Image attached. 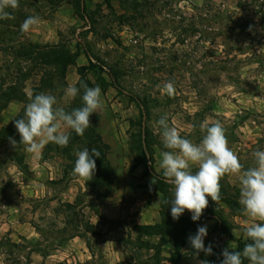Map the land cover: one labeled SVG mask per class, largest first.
Returning a JSON list of instances; mask_svg holds the SVG:
<instances>
[{
  "label": "rangeland",
  "instance_id": "374dc122",
  "mask_svg": "<svg viewBox=\"0 0 264 264\" xmlns=\"http://www.w3.org/2000/svg\"><path fill=\"white\" fill-rule=\"evenodd\" d=\"M19 3L9 10L14 19L0 20V264H214L231 242L239 250L219 225L225 220L235 239L246 241L250 221L239 211L240 184L231 174L220 181L221 199L208 197L196 221L207 225L213 255L195 257L186 240L139 234L138 227L161 223L162 184L172 198L159 168L167 151L156 123L163 114L194 143L204 135L202 122L220 121L245 168L264 150V0ZM28 16L41 22L22 34ZM65 54L73 65L56 64ZM81 81L99 86L104 104L83 136L72 131L67 147L48 143L39 159L22 145L12 148L8 138L20 140L12 119L23 116L30 94L51 93L71 111L82 106L83 90L66 99L64 89ZM167 81L175 84L173 97L163 91ZM96 135L114 171L98 188L71 175L75 152H91Z\"/></svg>",
  "mask_w": 264,
  "mask_h": 264
},
{
  "label": "clouds",
  "instance_id": "9594fccd",
  "mask_svg": "<svg viewBox=\"0 0 264 264\" xmlns=\"http://www.w3.org/2000/svg\"><path fill=\"white\" fill-rule=\"evenodd\" d=\"M19 6V0H0V20L14 19L9 10H16ZM40 22L39 16H28L20 25L21 33H29ZM248 30L252 31V26ZM261 51H264V47L260 48L259 52ZM81 90L82 106L71 111L57 106V98L51 93L30 94L23 116L12 119L20 136L19 143L13 137L8 138L12 148L22 145L27 154L39 159L48 143L67 147L72 131L83 136L92 126L90 116L93 113L100 114L104 104L101 88L89 87L82 81L79 87L69 85L64 89V96L66 99H75ZM163 91L173 97L176 92L174 82L164 83ZM156 123L163 147L167 149L160 153L159 168L163 182L171 186L172 193L171 199H161L159 196L156 203L170 206L173 220H179L187 210L191 213V219L198 221L209 205L208 197L216 203L221 199V179L226 174L237 176L240 184L239 211L250 221L243 229L247 242L242 250H235L231 242L229 248L233 251L224 248L220 264H244L245 260L248 264H264V150L256 149L252 154L254 166L245 168L236 152L229 147L226 129L220 121H205L199 125L204 133L199 143L181 136L177 128L170 125L167 113ZM64 128L71 131H62ZM75 156L71 175L91 181L97 169L94 157L99 158L100 151L92 148L89 152L85 147L76 151ZM155 184L157 181L153 176L149 191ZM207 234V225H203L198 226L195 235H189L188 242L195 257H199L201 252L206 256L214 254L211 243L205 246ZM199 264H209V261L201 260Z\"/></svg>",
  "mask_w": 264,
  "mask_h": 264
},
{
  "label": "trees",
  "instance_id": "16d2710c",
  "mask_svg": "<svg viewBox=\"0 0 264 264\" xmlns=\"http://www.w3.org/2000/svg\"><path fill=\"white\" fill-rule=\"evenodd\" d=\"M56 61V64H59L60 62H63V65L65 67H68L70 65H73L75 63L74 58L72 55H60L54 59ZM86 69L85 67L81 68ZM82 76V75H81ZM35 93V91H34ZM7 106H5L3 110H5ZM9 131V129H2V131ZM92 130V129H91ZM94 132V131H92ZM94 146L93 148H96L100 151L101 156L99 158L94 157L96 160L97 169L95 172V175L91 181L87 182L88 187H104L107 186L114 177V171L112 169V166L107 158L109 147L105 145L101 139L100 136L96 135L94 137ZM166 185L162 184L159 191L163 194V198H168L167 191L165 188ZM226 204L228 207L233 208L232 203L229 201H226ZM163 210L161 213V223L154 225V226H139L138 232L139 234L145 235V233L150 232L153 235H158L162 238L165 236H170L174 240H186L188 242L189 235H195L197 232L198 227L196 226V221H193L191 219V215L187 216H181L179 220H173L171 216V209L170 206H166L162 204ZM220 225V233L227 236L231 240L237 243L238 249L242 250L244 244L247 241L243 240H236L235 237L232 235L231 231L229 230L227 226V222L223 219L219 220ZM223 259L222 256H218V259L215 260L214 264H220V261ZM205 260V259H201ZM246 264V260L244 262Z\"/></svg>",
  "mask_w": 264,
  "mask_h": 264
},
{
  "label": "crops",
  "instance_id": "0c3cea01",
  "mask_svg": "<svg viewBox=\"0 0 264 264\" xmlns=\"http://www.w3.org/2000/svg\"><path fill=\"white\" fill-rule=\"evenodd\" d=\"M11 108H13V103H10L7 108L5 110H3L2 112V116H6V114L9 112V110H11ZM141 215H145V214H141ZM139 220H141V217H138ZM142 224V223H139Z\"/></svg>",
  "mask_w": 264,
  "mask_h": 264
}]
</instances>
